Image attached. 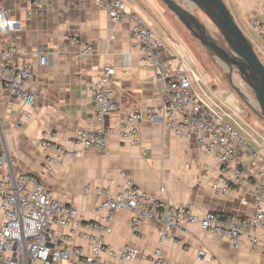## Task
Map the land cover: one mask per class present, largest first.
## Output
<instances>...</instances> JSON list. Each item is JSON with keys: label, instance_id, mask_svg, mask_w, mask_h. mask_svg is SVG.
<instances>
[{"label": "crops", "instance_id": "obj_1", "mask_svg": "<svg viewBox=\"0 0 264 264\" xmlns=\"http://www.w3.org/2000/svg\"><path fill=\"white\" fill-rule=\"evenodd\" d=\"M124 1L128 11L137 14L162 42L163 62L174 66L183 58L195 77H204L193 69L187 53L171 36L166 26L167 12L157 0ZM223 1L264 62V41L251 27L254 17L264 23V0ZM0 8L20 21L16 30L0 32V55L14 48L15 55L7 65L29 66L34 73L27 85L35 91L31 108L11 96L0 82V151L8 153L17 171L36 176L56 200L73 205L88 221L102 217L97 212L102 193L118 189L119 172H125L137 188L153 198L178 207L190 206L198 214L210 211L240 218L254 215V182L230 185L227 194L214 193L216 181L221 177L229 179L230 172L223 173L224 167L204 154L195 140L177 138L171 130L148 121L139 124V145L119 136L116 127L129 112L162 104L158 71L142 63L128 18L113 25L107 12L97 9L92 0H39L36 6L30 0H2ZM75 40L91 46V53L81 56L82 46ZM40 56L47 58L44 67L39 66ZM106 64L115 70L110 89L119 107L106 119V126L115 129L109 136L107 151L83 149L75 158L57 159V152L44 149L40 140L51 131L57 146L75 148V132L95 121L90 82L98 78ZM205 92L208 103H215L224 112L225 120L264 157V135L244 120L246 111L232 99L230 91L212 90L207 85ZM27 113L31 116L27 117ZM237 159L250 167L246 149L239 152ZM110 178L113 183L109 185ZM110 228L105 241L114 249L130 245L148 255L160 247L169 264H264V228L257 230L260 245L255 249L243 236L234 245L207 236L196 224L173 229L171 237L159 244L160 224L145 221L135 231L127 210L113 215ZM74 244L84 249L89 245L81 239ZM200 249L213 261L198 262L196 253ZM120 264L147 263L137 260Z\"/></svg>", "mask_w": 264, "mask_h": 264}, {"label": "built area", "instance_id": "obj_2", "mask_svg": "<svg viewBox=\"0 0 264 264\" xmlns=\"http://www.w3.org/2000/svg\"><path fill=\"white\" fill-rule=\"evenodd\" d=\"M30 1L35 6L39 3V0ZM92 2L97 9L107 12L113 25L129 19L131 34L143 56L142 63L158 71L157 79L161 84V106L129 112L116 127L119 136L132 145H139V124L148 121L171 130L177 138L195 140L204 154L224 167L223 173L230 172V178H219L212 191L227 194L230 185L244 186L253 181L255 213L245 218L210 211L198 214L190 206L178 207L153 198L137 188L125 172H119L118 189L102 193L103 200L97 208L102 217L88 221L73 205L56 200L36 176L17 171L8 153L0 151V264H120L137 260L147 264H169L160 247L144 255L136 247L125 245L114 249L105 241V236L111 233L113 215L123 210L131 213L135 231L142 222H158L161 226L159 244L171 237L173 229L181 230L186 225L196 224L209 237L237 245L243 236L251 248H257L260 245L257 230L264 228V157L225 120L224 112L215 103H208L210 99L205 92L207 82L204 77H195L183 58H179L174 66L161 60L162 42L137 14L128 11L124 0ZM19 26L18 19L0 8L1 33L14 31ZM251 27L264 41V23L254 17ZM75 43L81 45L77 40ZM81 46V56L91 53V46ZM15 52L10 47L0 55V82L11 96L31 108L35 91L27 85L33 80L34 73L29 66L7 65ZM46 63V56H40L39 66L44 67ZM114 73V68L106 64L98 78L90 82L95 121L75 132L72 138L75 148L68 150L57 146L55 133L48 131L40 140L44 149L55 150L57 159L75 158L83 149L107 151L109 136L115 129L106 126V119L119 109L110 89ZM30 116L27 113V117ZM242 149L247 150L250 158L248 168L237 159ZM112 183L110 178L109 185ZM76 239L88 241V248L74 244ZM196 260L212 262L213 258L200 249Z\"/></svg>", "mask_w": 264, "mask_h": 264}, {"label": "water", "instance_id": "obj_3", "mask_svg": "<svg viewBox=\"0 0 264 264\" xmlns=\"http://www.w3.org/2000/svg\"><path fill=\"white\" fill-rule=\"evenodd\" d=\"M183 8L175 0H161L185 29L226 70L233 91L264 121V64L252 43L233 19L223 0H183ZM200 11L219 33L223 44L189 10ZM240 86L234 85V79ZM251 95L252 98L249 97ZM256 104L254 106L250 100Z\"/></svg>", "mask_w": 264, "mask_h": 264}, {"label": "rangeland", "instance_id": "obj_4", "mask_svg": "<svg viewBox=\"0 0 264 264\" xmlns=\"http://www.w3.org/2000/svg\"><path fill=\"white\" fill-rule=\"evenodd\" d=\"M157 1L167 12L168 21H166V26L168 31L170 32L171 36L177 40V43L183 48L180 50H185L187 53L188 57L186 56V59L191 64L193 69L204 75V78L206 79L207 85L210 89L216 90L223 88L224 90L230 91L232 99L234 101H238L242 105V108L246 111V114L243 116L244 120L255 130L264 135V121L259 118L230 87L225 68L216 59H214L195 38L192 37V35L185 29L178 19L166 8L161 0ZM175 1L183 8L188 7L183 0ZM189 10L214 34L216 38L218 37V32L216 29L200 11L190 7ZM182 54L185 55L183 52ZM233 82L236 86L241 87V85H239L240 83L238 79L237 81L234 79ZM236 82L239 84H236ZM248 95L250 98H252L250 94ZM250 102L254 105L251 100Z\"/></svg>", "mask_w": 264, "mask_h": 264}, {"label": "trees", "instance_id": "obj_5", "mask_svg": "<svg viewBox=\"0 0 264 264\" xmlns=\"http://www.w3.org/2000/svg\"><path fill=\"white\" fill-rule=\"evenodd\" d=\"M218 40L223 44V41H222V39H221V37H220V35H219V33H218ZM253 48H254V46H253ZM254 50H255V48H254ZM255 52H256V50H255ZM256 54H257V56H258V58L260 59V61H261V58H260V56L258 55V53L256 52ZM262 62V61H261ZM263 63V62H262ZM264 64V63H263Z\"/></svg>", "mask_w": 264, "mask_h": 264}, {"label": "bare ground", "instance_id": "obj_6", "mask_svg": "<svg viewBox=\"0 0 264 264\" xmlns=\"http://www.w3.org/2000/svg\"><path fill=\"white\" fill-rule=\"evenodd\" d=\"M234 83V82H233ZM236 84H238L237 82H236ZM235 85V84H234ZM250 100V99H249ZM252 101V100H251ZM254 105L256 106V104L254 103Z\"/></svg>", "mask_w": 264, "mask_h": 264}]
</instances>
